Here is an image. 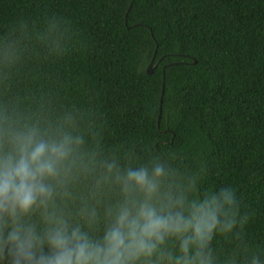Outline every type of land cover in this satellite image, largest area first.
<instances>
[{
  "label": "trees",
  "instance_id": "trees-1",
  "mask_svg": "<svg viewBox=\"0 0 264 264\" xmlns=\"http://www.w3.org/2000/svg\"><path fill=\"white\" fill-rule=\"evenodd\" d=\"M51 23L60 54L39 38ZM21 35L0 102L74 113L109 153L204 166L237 187L246 240L264 246V0H0V43Z\"/></svg>",
  "mask_w": 264,
  "mask_h": 264
},
{
  "label": "clouds",
  "instance_id": "clouds-1",
  "mask_svg": "<svg viewBox=\"0 0 264 264\" xmlns=\"http://www.w3.org/2000/svg\"><path fill=\"white\" fill-rule=\"evenodd\" d=\"M39 38L62 52L58 24ZM23 39L0 43V64ZM91 135L74 113L0 102V264H264L236 186L209 184L204 166L106 152Z\"/></svg>",
  "mask_w": 264,
  "mask_h": 264
},
{
  "label": "water",
  "instance_id": "water-1",
  "mask_svg": "<svg viewBox=\"0 0 264 264\" xmlns=\"http://www.w3.org/2000/svg\"><path fill=\"white\" fill-rule=\"evenodd\" d=\"M153 63H154V59L152 60V62L150 63V65H149V67L147 69V72H148L149 75L153 74L154 69L156 67V66L153 67Z\"/></svg>",
  "mask_w": 264,
  "mask_h": 264
}]
</instances>
